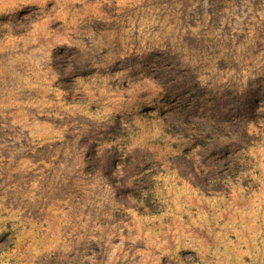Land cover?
I'll return each mask as SVG.
<instances>
[{
    "label": "rangeland",
    "instance_id": "374dc122",
    "mask_svg": "<svg viewBox=\"0 0 264 264\" xmlns=\"http://www.w3.org/2000/svg\"><path fill=\"white\" fill-rule=\"evenodd\" d=\"M263 97L264 0H0V264H264Z\"/></svg>",
    "mask_w": 264,
    "mask_h": 264
},
{
    "label": "trees",
    "instance_id": "16d2710c",
    "mask_svg": "<svg viewBox=\"0 0 264 264\" xmlns=\"http://www.w3.org/2000/svg\"><path fill=\"white\" fill-rule=\"evenodd\" d=\"M3 17H4L3 19L7 18L6 16H3ZM163 63H167V62H163ZM159 67L160 68L156 69V71H158L159 69L160 70L167 69L168 72H173L172 64H168L166 66H162V64H160ZM166 74H172L174 76L173 81L174 83H176V85L173 86L174 89H170L167 92L166 99L164 98L165 95L163 94L160 97V100L158 102L157 100H155L153 103H151V106L156 108L157 115H159V113H163V110H166L163 113L164 118H165L164 121L166 122L168 119L174 120L175 127L179 128V130L185 129L184 131L188 133V134L186 133L187 135L185 134L183 136L185 140H188L190 143H193L196 140V139H193V137H199V136L204 135L205 133L201 131V129L208 130L207 127H211L212 125V123H210L211 115L217 118L218 121H221V120L225 121V117L222 115L224 114V112L222 111V109L220 108V105L217 102L213 103V107H203V108L199 103L198 97H196L195 101L192 98L191 99L189 98L187 101L183 99L182 102H174L173 99H171V97L173 98V97H176V95H178L177 92L182 88L180 85V82L182 79L177 75V73L176 74L166 73ZM162 99L165 101V103H166V100H168L169 104L166 105L164 103H160ZM260 103H263V105L258 104V109H261V107L263 109L264 108V97L262 98ZM237 123H239V121ZM248 125L249 124H247L246 126H241L239 127V129L237 128L235 130L223 124L222 125L223 127H221V129H218V130L215 129L216 127H213L211 129L212 130L211 132L214 136H218L217 134L222 135L221 132H224L226 129L230 128V130H232L230 131L232 133L231 136L233 137L234 141L239 142L241 146L251 147V146H255L254 144L257 145L259 141L264 140V123L263 121H259L258 123L255 124L254 129L248 127ZM192 128H195V129H192ZM197 130H200L202 134L198 135ZM256 136L259 137V141L255 140ZM140 190H141V187H138L135 190V192L139 193ZM139 198L142 204L146 202L144 198H141V195L139 196Z\"/></svg>",
    "mask_w": 264,
    "mask_h": 264
}]
</instances>
